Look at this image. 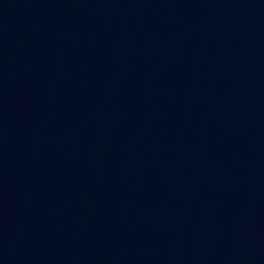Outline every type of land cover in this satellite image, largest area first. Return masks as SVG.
I'll return each mask as SVG.
<instances>
[{"label": "water", "instance_id": "water-1", "mask_svg": "<svg viewBox=\"0 0 264 264\" xmlns=\"http://www.w3.org/2000/svg\"><path fill=\"white\" fill-rule=\"evenodd\" d=\"M16 0H0V68Z\"/></svg>", "mask_w": 264, "mask_h": 264}]
</instances>
